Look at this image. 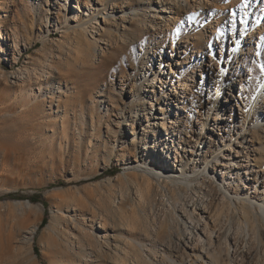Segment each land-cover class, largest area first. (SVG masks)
Instances as JSON below:
<instances>
[{
  "label": "rangeland",
  "instance_id": "1",
  "mask_svg": "<svg viewBox=\"0 0 264 264\" xmlns=\"http://www.w3.org/2000/svg\"><path fill=\"white\" fill-rule=\"evenodd\" d=\"M81 1L77 7L75 0H69L67 6L64 0H0V30L3 32L0 37V264H62L57 261L59 252L75 255L69 264H79L82 244L104 254L106 261L101 264H113V257L122 259L121 264H143L141 261L149 253L148 246L163 248L157 231L164 216L172 217L179 228L182 218H186L181 209L182 201L176 198L178 194H170L163 184L158 188L151 160L146 156L151 154L149 159H153V163H160L162 159L161 151L150 148L154 138L165 139L163 144L173 145L167 161L174 165L173 172L180 171L188 159H192L189 162L192 166L203 168L205 151L209 147L216 148L222 139L225 142L230 139L233 152L225 151L217 158L227 163L229 160L222 156H230L238 165L234 168L236 172L242 163L236 157L237 151L249 143L253 130H257L244 122L243 105L244 98L252 93L255 75H261L264 68L262 0H251V4L254 3L248 11L246 26H254V29L240 38L242 44L248 41L240 50L243 54H238L240 51L234 47L241 31L239 21L235 18L232 29L229 19L232 14L227 7L220 11L219 0H213L216 4L213 13L220 16L217 18L219 25L211 17L212 25L205 30L201 28V17L195 16L198 11L205 12L197 6L199 1L191 0L187 4L179 0L185 11L182 24L205 34L199 49H191V45L186 46L182 41L177 45L174 39L175 59H170L171 40L167 38L174 20L169 26L165 25L162 13L155 12L153 0H134L133 6L128 5L127 0H103L107 2L105 12L92 21L84 36L77 34L79 29L75 27L88 17L84 12L88 7L84 9L83 3L99 8L102 0ZM231 4L234 5L235 0H231ZM112 8H115L117 23L111 20ZM122 9L127 17L121 24ZM164 16L173 18L174 15L166 13ZM256 20H260L257 26L254 25ZM109 25L112 26L111 35H115L114 28L118 26L120 32L124 31L125 36L134 40L128 62L122 55L118 57L122 70L115 71L116 66L108 71L95 69L113 47L104 31ZM89 39L96 41L97 46H92ZM80 41L88 45L79 49L77 43ZM199 55L203 61L198 66L191 68L184 64L185 57L190 63L191 58L196 60ZM228 57L233 58V68L222 78L223 90L227 99L237 98V103L226 105L219 101L218 94L215 105L221 120L219 124L214 123L213 115L209 114V127L215 126L213 135L204 139L201 135L194 149L200 124L205 122V114L209 111L208 102L214 101L215 91L220 90V83L215 84V81L220 71L226 69ZM163 59L169 64L165 71L173 69L177 76L181 66L186 68L183 91L175 90L171 84L158 83L165 92L161 93L152 84L150 73L157 71L159 78L165 76L159 66ZM232 72L243 75L231 77ZM130 74L129 79L141 85L133 91L132 98L129 86L119 93L120 77ZM248 81L252 86H248ZM207 86L211 87V96L208 92L199 95L200 89ZM180 95L181 99L185 97L184 111L177 109ZM187 97L196 104L201 100L205 105L203 110L196 105L192 107L186 102ZM122 106L125 117L117 120V111ZM129 106L138 110L134 132L133 122L126 119ZM171 118L177 120L175 125L170 123ZM186 121V126L190 123L192 126L188 135L183 132ZM161 122L174 135L175 143L168 142L169 137L159 127ZM204 134H209L206 129ZM179 137L190 143L178 145ZM110 151L112 159L108 160ZM134 152L141 161L129 164ZM209 165L212 168H207V175L197 178L213 182L217 187L226 185V179L216 170L226 172L229 168L215 166V159ZM240 172L244 175L242 181L237 179L235 183L247 186L240 185L239 190H253L254 175L244 174L245 169ZM156 191L167 194L156 196ZM187 193L192 195V192ZM32 195H39L43 203L31 202L28 198ZM194 198L198 199V194ZM174 203L177 209L171 212L170 206ZM187 209L193 211L194 208L187 206ZM44 216L49 221L48 227L37 230L32 243L26 244L24 237L29 229L40 224ZM136 252H140L138 259ZM150 257L152 259V255ZM99 263L98 259L92 264Z\"/></svg>",
  "mask_w": 264,
  "mask_h": 264
},
{
  "label": "bare ground",
  "instance_id": "2",
  "mask_svg": "<svg viewBox=\"0 0 264 264\" xmlns=\"http://www.w3.org/2000/svg\"><path fill=\"white\" fill-rule=\"evenodd\" d=\"M64 1H66L67 6L69 4V0ZM132 1L134 2V0H127V4L133 6ZM153 1L155 2V4L153 5L155 12L162 13L161 17L164 19L163 21L165 22V25L169 26L170 23L172 24V20H174V25L170 29H168L169 33L167 36V38L171 40L169 46L170 59L176 58V56L173 57L174 50L176 49L174 48V45H178L179 41H182V43H184V45L186 46L191 45V49H199L200 41L203 40L202 37L205 33L201 30H197V28L191 30V26L188 27L186 26V24H182L181 20L185 15V11L181 3H179V0ZM184 1L189 4L191 0ZM198 1L199 3L197 6H199L201 10L205 9V12L198 11L195 15L198 18L201 17L200 20L203 21L201 28L204 30L210 28V26L212 25L211 17L215 18V24L219 25V20L217 18L220 16H218L216 12L213 13V5L216 6V4L213 3V0ZM81 3V0H75V4L77 7ZM253 3L254 2H252L251 4V0H235V4L232 5L231 0H219L218 8L220 9V11L224 10L225 7H227L229 9V12H231L230 14H232V16L229 18L232 29H234L235 27V18H237L239 21L241 29L240 36L239 40H237L234 45V47L238 51L242 49L244 43L248 42L246 41L242 44L243 40L240 38L242 36L244 37L245 35L248 36L250 34V30L254 29V26H252V28H248L246 26L248 11L252 9ZM83 5L84 9L88 7V9L84 11L88 15V17L86 16L87 18L82 19V21H79L78 24L75 25V27L79 29V33L77 32V34L79 35H83L85 33L87 34L92 21L96 20L99 15H102L105 12L107 2L102 0L100 2L99 8H96V6L93 8V6H90L87 3H83ZM261 8H264V0H262ZM112 9L113 15L111 20L114 23H117L114 15L115 8ZM120 12L122 14L119 17V21L122 24L126 21L127 16L125 15L126 12L123 9L120 10ZM166 13H173V18H167V16H164V14ZM45 17L46 21H48L49 17L47 16V14ZM190 21L191 20H188V22ZM204 21L206 22L204 23ZM259 21L260 20H256L254 25L257 26ZM109 26L106 27V29L104 28V31L107 40L111 44H113V47L108 52V55L106 57H103L99 61V63H97L98 65L95 67V69H106V71H108L109 68L116 66L115 71L117 69L122 70L123 66L118 63V57L122 55L123 58L126 59V61L129 59V56L132 52L131 43H133L134 40L129 39L127 36H125L126 33L124 31H119V29L117 28L119 24L116 28H114V31L116 32L115 35H111L110 31L112 30V26ZM123 28L124 26L122 27V29ZM222 28L223 30L225 29L224 26ZM217 29L219 30L220 28H216V30ZM219 32L221 31L219 30L218 33ZM260 34L261 33L258 34V38ZM0 37H3V32L1 30ZM86 38L87 36L85 35V39ZM174 39H177L176 44ZM88 41L92 46H97L96 41L90 39ZM77 44L79 49H83V47L88 45L81 41ZM256 50L257 53H260V50ZM161 52L162 49L160 53ZM210 54L212 57L213 54L211 51ZM238 54H243V52L240 51L238 52ZM198 57L199 58L196 60L191 58L192 60L190 61V63L186 62L187 57H185L184 64H188V67L191 68L195 67L196 65L198 66L203 61L200 60V57H202V55H199ZM227 62L229 63L226 69L220 71V75L218 76L219 78H217L218 81H215V84L220 83V90L215 91V100H212V102H208V104H210L208 108L209 111L205 114V122L200 124L201 128L199 129L197 134L198 138L194 142V149L198 146L197 144L200 140L201 135L203 136L202 139L209 138L210 136L212 137L213 135V128L215 126H213L212 128L209 127V114L211 113V115H213L214 123L219 124V120H221L219 112L217 114V111H219V109L217 108V105H215L218 94L220 95L219 101L224 102L226 105H233L231 102L237 103V98L227 99L225 97V91L223 90L222 78L226 72H230L233 68V66L231 65V63L233 62V58L231 59L230 57H228ZM159 66L161 68L160 71H163V74L165 73V76L163 77L162 75V77L159 78L160 73L158 72L157 74V71L150 73L149 76L151 77L152 84L155 85L154 87L160 89V92L163 93L164 91L161 86H167L171 84V86L174 87L175 90L179 88L181 89V91H183V83L185 82V80H183V76L186 68L181 66L179 68L180 70L178 71L177 76L175 75L176 72L173 69H170L169 72L165 71V66H169V64H165V59L161 60ZM147 70L148 69L146 68L145 73ZM208 70H210V68ZM208 70L207 72L208 74H210ZM234 74L239 76V78L243 75L241 73L238 75L236 72H232L231 77H233ZM129 76L132 75H122V77H120L119 93L121 91H124L125 87L129 86L131 95L130 97L132 98L133 91L135 89L141 88V85H139L137 81H133L130 78L133 81L131 82ZM158 83H161L162 85H160L159 87ZM247 84L248 86H252V84L250 85L249 81ZM186 88L187 87H185V89ZM205 92H208V94L211 96V87L207 86L205 89H200L199 95L203 96ZM181 96L182 95H180V100H178L180 106H178L177 109L180 111H184L186 110L185 97L181 99ZM149 101L150 103H153L151 102L152 100L149 99ZM186 102L190 103L192 107L196 105V107L202 110L205 106L201 102V100L197 101L198 103L196 104V102H193L188 97L186 99ZM244 103V122L247 121L253 128L256 127L257 130H253L249 143L241 147L240 152L237 151L238 155H236V157L238 156L241 159L242 163L240 164V167L237 168L239 170H237L236 172L234 168L238 165L232 162L230 156L228 158L222 156L224 159L229 160V162L227 163H221L217 158L221 153L225 151L233 152L230 139L226 142L222 139L221 142H218L216 148L211 150V148L209 147V150L207 149L208 151H205V157L202 161L203 168H201V166H192V163L189 164L192 159H188V161H186L185 164L180 168V171H177L176 169V171L173 172L172 169L174 165L171 162H167L169 160L168 158L171 155V151H173L171 149V146L173 147V145H169L168 143L163 144L162 141H165V139H161L160 141L158 140V138H154L153 145L150 148H152L154 151H161L162 159L160 160V163H153V159H149L151 154L148 153L146 156H148L147 160H151L150 166L151 170L154 172L153 175L158 180V188H160L163 184L164 188H166V190L168 189L170 194H178L176 195V198L182 201L181 209L186 218H182V223L179 228L177 224L174 225L172 217H169V215L167 214L164 216L163 221L159 224L160 230L157 231V236L161 237L162 242L164 243L163 248L157 249L155 248V246H148L147 250L149 253L146 254V257L143 260L141 259V262L143 264H264V71L261 72V75H255L252 93H250L249 97L244 98ZM124 111L125 108L123 106L120 110L117 111V120L119 119V117H125L123 114ZM137 111H135L133 107H130L127 111L129 115L126 118L127 121L133 122V124L131 125L132 132H134V124L137 122ZM133 113L135 115L130 117V115H132ZM188 117L192 122V117L190 115ZM143 118H147V116H144ZM244 122L242 121V123ZM170 123L175 125L177 123V120L171 118ZM186 123L187 121L185 122V125L183 124V132L184 134L188 135V133L190 132L189 130H191L192 126L191 123L190 126H186ZM117 124L119 123L117 122ZM159 127L160 129L165 131V133L169 137L168 142L175 143V137L173 134L171 135V133L169 132V128L162 122L159 123ZM205 129L207 130V133H209L208 135L204 134ZM147 131L148 130L144 129V132ZM117 132L118 131H116L115 136ZM131 134L133 135L135 133ZM170 139L172 141H170ZM115 141L116 140H114L113 142ZM182 142L185 144L190 143V141H186L183 137H179L178 145ZM178 148L180 147L178 146ZM181 149L184 150L183 148ZM112 154L113 152L110 151L106 159L111 160ZM174 154L176 155L177 151H174ZM190 154L193 156L195 155V152H191ZM131 156L133 157V159H127L129 164H132L133 161L136 163H139L141 161L140 156H137L135 152L133 153V155L131 154ZM212 159H215V166L221 168H229V170H227L226 172L216 170V172H220L219 174H222V179H226V185L223 184V187L213 186V182L209 183L203 180L200 181L197 178L200 175H207V168H212V166L209 165ZM241 169H245L244 174L246 175H254L255 185L253 186V190L247 188V191L241 192L238 186L242 185L246 187L247 185L243 184L242 182V184L238 183V186L236 185L235 182H237V179L239 181H242L241 176H244L241 175L243 174V172H240ZM233 174H235V176H233ZM231 179L233 180V182L231 181ZM203 186L205 187L204 189ZM138 189L140 191L139 195L142 196L143 191L141 190L140 185H138ZM187 192H192V195H187ZM154 194H156V196L160 195L161 197H164L167 193H165V191H156ZM196 194H198L199 196L198 199L194 198ZM25 203L31 205L28 202ZM187 206L193 207V211H189L187 209ZM170 209L171 212H175V210L177 209L175 203L170 206ZM48 225L49 221L47 220V224L45 225V227H48ZM38 226L39 224H36L29 229L27 236L24 237V242L26 244L32 243L34 235L38 230ZM92 229L94 230V228ZM100 236L101 235H99V237ZM94 238L97 239V237ZM91 239L94 240L93 238ZM86 242L88 241L86 240ZM139 247L143 248L144 245H140ZM97 248H99V245ZM88 253L92 254L93 257L91 258ZM135 254L136 259L140 258V252L139 254L137 252ZM80 255L82 256V258H78V260L80 261L79 264H92L93 262H95V260L97 261L98 259L100 262L99 264H101V262L105 263L106 261L104 254L97 251L95 252L92 246H90L88 249L85 248V244L81 245ZM150 255H152V259ZM115 256H117V253L115 254ZM74 258L75 255L69 252H59L57 261L61 262L62 264H69L70 260H74ZM113 258V264H121L122 259L119 260L117 257Z\"/></svg>",
  "mask_w": 264,
  "mask_h": 264
},
{
  "label": "trees",
  "instance_id": "3",
  "mask_svg": "<svg viewBox=\"0 0 264 264\" xmlns=\"http://www.w3.org/2000/svg\"><path fill=\"white\" fill-rule=\"evenodd\" d=\"M31 202L33 203H37V202H40V203H43L40 199L41 197L39 195H32L28 198ZM45 206V204H43ZM46 213V212H45ZM47 224V217L44 216L39 224V227H38V230L42 229L45 225ZM34 252L36 255H38V250L36 247L33 248Z\"/></svg>",
  "mask_w": 264,
  "mask_h": 264
},
{
  "label": "snow or ice",
  "instance_id": "4",
  "mask_svg": "<svg viewBox=\"0 0 264 264\" xmlns=\"http://www.w3.org/2000/svg\"><path fill=\"white\" fill-rule=\"evenodd\" d=\"M262 71H264V68H262Z\"/></svg>",
  "mask_w": 264,
  "mask_h": 264
}]
</instances>
